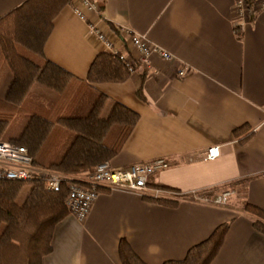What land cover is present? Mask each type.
Returning <instances> with one entry per match:
<instances>
[{"label": "crops", "instance_id": "obj_1", "mask_svg": "<svg viewBox=\"0 0 264 264\" xmlns=\"http://www.w3.org/2000/svg\"><path fill=\"white\" fill-rule=\"evenodd\" d=\"M25 1L0 0V19ZM96 1L103 17L97 25L114 33L121 54L132 51L119 34L125 27L173 60L138 65L122 83L87 86L89 68L105 49L68 4L54 18L43 54L78 88L107 98L103 117L114 103L138 115L121 150L108 161L111 166L164 159L170 166L149 178L144 197L152 198L161 187L175 192L160 198L181 197L171 208L135 193L102 189L84 221L69 214L55 227L51 253L42 264H121V239L145 264L180 261L226 223L229 229L211 264H264V234L241 210L245 204L264 210V11L252 4L250 14L238 17L233 0ZM8 88L0 89V99ZM243 126L247 131L236 136ZM211 147L219 148L214 161L206 159ZM72 179L84 180L86 174ZM223 191L231 193L223 207L191 195Z\"/></svg>", "mask_w": 264, "mask_h": 264}, {"label": "trees", "instance_id": "obj_2", "mask_svg": "<svg viewBox=\"0 0 264 264\" xmlns=\"http://www.w3.org/2000/svg\"><path fill=\"white\" fill-rule=\"evenodd\" d=\"M249 1L250 14L254 0ZM67 4V0H26L0 19V68L6 64L12 77L5 97L0 99V142L26 148L34 168L62 177L59 188L54 190L38 178L27 182L0 180V264H42L51 253L55 227L69 215L66 200L72 178L91 174L97 165L115 157L138 121L136 113L119 103H114L103 117L107 102L103 95L96 98L85 117L64 112L67 100L84 90L75 88L77 84L69 73L45 58L43 46L54 18ZM128 77L116 56L100 53L84 82L87 86L122 83ZM34 84L59 97L49 109L30 113L25 101ZM27 114L24 127L16 133L12 122ZM247 129L243 126L234 134ZM63 137L70 139L66 146ZM27 186L19 204L17 200ZM161 190L175 192L166 187ZM143 198L171 208L179 203V198ZM241 210L253 217V227L264 234V210L250 204ZM228 229L229 223L218 226L205 241L191 247L183 260L164 264H211ZM119 254L121 264H145L125 239L119 243Z\"/></svg>", "mask_w": 264, "mask_h": 264}, {"label": "built area", "instance_id": "obj_3", "mask_svg": "<svg viewBox=\"0 0 264 264\" xmlns=\"http://www.w3.org/2000/svg\"><path fill=\"white\" fill-rule=\"evenodd\" d=\"M249 0H233L235 13L242 17L249 9ZM73 14L87 22V33L95 42L104 46L105 53L116 56L129 74L136 72L137 66L149 67L153 59H159L168 65L173 56L164 49L150 43L143 35L129 28L120 29V36L124 37L131 47V54H121L113 42L114 33L108 28H101L97 24L103 21L100 5L96 0H67ZM253 9L264 11V0H255ZM95 19L96 22H93ZM186 75L185 69L179 71V76ZM219 156V148L211 147L207 150L206 159L214 161ZM170 164L164 159H156L145 163L133 164L124 169H116L107 162L97 165L94 171L84 181L73 180L68 185L66 207L70 215L79 221H84L102 189L123 190L145 196L148 192V180L151 176L166 170ZM38 178L45 182L50 190L58 189L62 177L49 171L39 170L32 166V158L26 148L8 142H0V180L12 182H27ZM164 190L156 189L151 192L152 198H160ZM193 199L199 203L223 207L231 195L230 191H223L211 197L205 193H191ZM180 196V195H179Z\"/></svg>", "mask_w": 264, "mask_h": 264}, {"label": "rangeland", "instance_id": "obj_4", "mask_svg": "<svg viewBox=\"0 0 264 264\" xmlns=\"http://www.w3.org/2000/svg\"><path fill=\"white\" fill-rule=\"evenodd\" d=\"M11 80L10 70L6 64H3L0 69V89L5 88V86L9 87V84H11ZM75 88H78V86H76ZM98 96L99 94H97L94 90L86 89L83 92L80 91L78 96H72L67 100L64 112L71 114V116L85 117L88 114L92 104L94 103V100H96L95 97L97 98ZM58 97V94H56L55 92L48 90L38 84H34L29 94L27 95L25 106L30 113H34V110L49 109L54 104V102L57 101ZM28 116L29 114L25 115L24 118L17 117L14 119V121L12 122V128L16 129V133L20 132L24 127L25 119H27ZM69 140L70 139H67V137L62 138L64 146H66ZM88 175L89 174H86V177ZM27 191L28 186L24 187V189L22 190L21 195L17 200L19 204L23 202Z\"/></svg>", "mask_w": 264, "mask_h": 264}]
</instances>
